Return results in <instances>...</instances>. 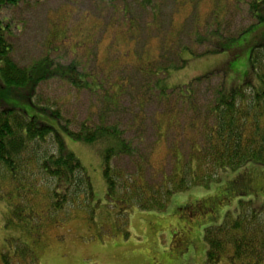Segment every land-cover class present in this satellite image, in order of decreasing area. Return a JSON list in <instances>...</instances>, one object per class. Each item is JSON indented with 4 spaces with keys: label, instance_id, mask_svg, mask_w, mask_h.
Listing matches in <instances>:
<instances>
[{
    "label": "trees",
    "instance_id": "obj_1",
    "mask_svg": "<svg viewBox=\"0 0 264 264\" xmlns=\"http://www.w3.org/2000/svg\"><path fill=\"white\" fill-rule=\"evenodd\" d=\"M29 1L0 0V201L7 207L6 228L17 230L22 237L7 240V253L1 254L0 264H37V250L46 248V239L55 229L80 211L93 218L90 215L101 206L88 171L68 149L67 139L99 148L107 183L106 206L117 218L128 217L134 209L162 212L176 193L218 182L222 172L238 171L248 164L264 167V0L248 3L253 23L237 35L223 36L220 28H211L201 41L198 37L200 45L209 47L204 53L196 54L183 45L167 50L165 40L160 42L159 57L152 54L144 38L145 33H156L158 0L101 1L105 9H112L110 26L116 43L118 37L127 45L135 43L132 71L145 77L147 83L142 88L150 97L146 98L165 105L154 118L155 146L165 144L168 153L162 166L154 169L155 175L149 177L141 164L149 168L151 161L149 164L147 156L141 155L137 143L145 142L146 135L126 137L139 120L146 121L144 116L133 117L126 129L105 121L95 124L88 118L74 130L61 107L55 110L36 103L40 86L53 80L78 92H89L115 107L121 104L128 86L121 83L124 70L92 71L88 65L92 60L83 62L78 55L70 60L45 58L30 67L16 63L8 40L13 26L8 13ZM136 6L143 14L153 15L145 27L138 24ZM215 15L218 22L220 12ZM248 34L252 36L250 75L243 84L229 87L223 72L217 71L196 77L187 85H168L165 76L185 68V53L202 58L231 52L232 46ZM116 43L114 40L111 46ZM80 47L76 45V51ZM239 53L232 54L234 60ZM119 61L114 57L111 63ZM220 74L222 82L209 100L198 106L194 85ZM170 98L176 99L173 105ZM124 156L134 166L132 173L115 165ZM168 157L174 159L171 165ZM204 239L207 264H264V203L240 200L236 212H228L221 225L205 229Z\"/></svg>",
    "mask_w": 264,
    "mask_h": 264
},
{
    "label": "rangeland",
    "instance_id": "obj_2",
    "mask_svg": "<svg viewBox=\"0 0 264 264\" xmlns=\"http://www.w3.org/2000/svg\"><path fill=\"white\" fill-rule=\"evenodd\" d=\"M101 1L30 0L10 10L8 16L13 26L8 40L12 45V57L20 66L30 67L45 58L58 61L62 56L70 60L78 55L83 62L88 58L92 60L88 63L92 71L96 68L124 70L121 83L124 87L128 86V90L117 107L108 106L107 101L89 92L70 89L60 80L41 85L36 103L55 110L61 107L74 130L80 128L88 118L95 124L105 121L126 129L133 117L144 116L146 121L139 120L134 129L127 131L126 137L136 139L146 135L145 142L137 140V143L141 155L147 156L149 164L151 161L149 168L144 163L141 166L147 168L148 177L153 176L154 169L162 166L168 153L165 144L155 146L154 118L164 110L165 105L155 98L153 101L146 98L149 94L142 88L145 77L132 71V65L136 62V55L132 51L135 43L127 45L119 37L116 43V35H113L110 26L112 9H105ZM251 1L158 0L160 8L156 14V20L159 19L156 33L150 36L145 33L144 38L148 39L155 57L162 54L160 42L165 40L167 50L173 51L171 47L183 45L193 49L196 54H202L209 47L206 43L200 45L198 37L201 41L209 29L220 28L223 36H231L253 23L248 14V3ZM140 10L136 6L135 14L138 24L145 27L153 15L148 16ZM217 11L220 12L218 22ZM251 37L249 34L242 37L238 44L232 46L231 52L202 58L185 53V68L172 71L169 77L166 75L168 85L172 88L187 85L196 77L217 71L223 72L229 87L243 84L250 75ZM114 40L116 46L112 47ZM76 45L81 46L77 51ZM128 50H131L129 57H125ZM239 51L240 57L234 60L232 54ZM114 57L120 58V61L111 63ZM168 59L172 60L171 55ZM176 64H179L178 61ZM221 76L214 75L209 81L194 85L198 106L209 100L213 89L222 82ZM175 100L168 99L172 105ZM174 132L179 133L180 130L174 129ZM66 144L88 171L96 202L101 206L94 215H90L93 218L80 211L69 223L55 229L53 236L45 238L47 246L37 250V264H207L205 229L221 225L228 212H236L240 200H252L255 205L264 203V167L248 164L238 171L222 172L220 180L207 187L195 186L176 193L162 212L134 209L128 217L117 218L112 209L106 206L107 183L99 148L71 139H67ZM169 158L167 161L171 165L174 159ZM115 165L130 173L134 171L133 164L126 156L116 160ZM6 213V204L0 201V256H6L9 238H22L17 230L6 228Z\"/></svg>",
    "mask_w": 264,
    "mask_h": 264
}]
</instances>
